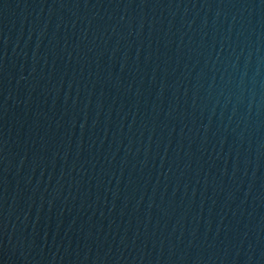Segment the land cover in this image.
I'll return each mask as SVG.
<instances>
[{
  "label": "water",
  "instance_id": "obj_1",
  "mask_svg": "<svg viewBox=\"0 0 264 264\" xmlns=\"http://www.w3.org/2000/svg\"><path fill=\"white\" fill-rule=\"evenodd\" d=\"M0 264H264V0H0Z\"/></svg>",
  "mask_w": 264,
  "mask_h": 264
}]
</instances>
